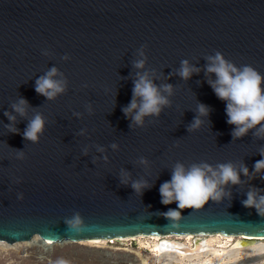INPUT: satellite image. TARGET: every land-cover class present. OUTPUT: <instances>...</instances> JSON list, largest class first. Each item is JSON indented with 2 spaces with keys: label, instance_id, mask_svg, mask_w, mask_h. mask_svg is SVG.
I'll return each mask as SVG.
<instances>
[{
  "label": "water",
  "instance_id": "95a60500",
  "mask_svg": "<svg viewBox=\"0 0 264 264\" xmlns=\"http://www.w3.org/2000/svg\"><path fill=\"white\" fill-rule=\"evenodd\" d=\"M217 53L264 76V0H0V241L216 231L264 237V220L240 203L249 187L264 189L258 177L241 175L220 205L183 210L178 234H166L168 221L159 215L176 208L163 206L158 191L176 164H243L251 174L264 151L255 129L231 136L225 102L208 84L215 76L205 73ZM182 61L199 73L181 79ZM52 68L65 91L47 100L34 89ZM144 73L169 104L136 125V111L125 117L122 109ZM163 85L172 86L170 96ZM21 98L28 104L23 117L12 109ZM201 104L207 116H199ZM37 114L44 128L33 143L23 132ZM195 118L201 124L189 131ZM141 181L149 185L142 195L131 187Z\"/></svg>",
  "mask_w": 264,
  "mask_h": 264
},
{
  "label": "clouds",
  "instance_id": "9594fccd",
  "mask_svg": "<svg viewBox=\"0 0 264 264\" xmlns=\"http://www.w3.org/2000/svg\"><path fill=\"white\" fill-rule=\"evenodd\" d=\"M143 53L141 52V56ZM208 64L205 67L206 75L212 74L215 80H208V84L215 96L225 102L226 123L233 127L231 136L234 140L244 137L250 130L255 129L253 135L264 139V76L249 65L237 68L226 61L220 53L214 57H208ZM137 69H143L144 60L137 61L134 65ZM193 73H199V69L181 62L178 75L183 80L189 79ZM58 75L57 69H50L44 76L38 78L35 83V92L53 100L57 95L65 91V82L54 79ZM162 91L169 96L172 94L171 85H163ZM139 99V104L137 100ZM168 99L161 95V89L152 82L147 73L138 74L133 82L132 99L129 105L122 109L125 117H128L134 110L136 114L131 117L136 125H142L145 116H158L163 107L168 106ZM28 107L27 101L21 98L12 105L14 112L21 117L25 116ZM209 109L205 105L198 106L199 116H207ZM4 115L11 122L15 117L5 112ZM201 124L199 118H195L189 131L198 128ZM259 126V127H257ZM44 119L41 115H35L28 123L23 132V139L36 143L39 134H42ZM10 132L16 133V129L9 127ZM115 149V145H112ZM19 155H22L20 153ZM261 159L253 165L251 174L247 166L241 164L238 168L232 163L219 164L215 168L203 163L191 165L189 168L176 164L171 171V178L163 182L159 187L160 203L167 207L175 204L176 208H168L159 215L168 221L166 234H178L181 229V221L185 209H192L199 212L206 204L212 202L215 205L222 204L225 200H231L232 193L229 186H239L243 182L241 175L249 181L257 177L264 181V151L260 152ZM141 163L145 161L141 160ZM126 183V180H122ZM131 187L137 194L143 193L149 185L145 182H133ZM246 198L241 200L242 207L252 209L257 216L264 220V189L249 187L245 193ZM235 223H242L233 221ZM80 224L77 217L70 223V228L76 230ZM255 227V226H254ZM264 231V229H259ZM202 235L195 239L191 235L186 239L190 244H183L176 240H163L161 235H148L141 237L151 241L149 251L157 257L159 264L160 257L175 259L178 264H264V241L257 240L254 243H246L245 234L227 232H198ZM184 234V233H183ZM245 249H251L245 251Z\"/></svg>",
  "mask_w": 264,
  "mask_h": 264
},
{
  "label": "rangeland",
  "instance_id": "374dc122",
  "mask_svg": "<svg viewBox=\"0 0 264 264\" xmlns=\"http://www.w3.org/2000/svg\"><path fill=\"white\" fill-rule=\"evenodd\" d=\"M191 236L195 239L200 235ZM141 237H131L132 239L126 237L123 238L127 239L126 241L108 242L105 245L99 246L90 244L88 241H80L79 243H53L43 247L40 245L41 243H36L38 242V238L33 242H27L25 244H13L14 246L0 241V264H138L141 259L145 260L148 264H157L158 258L152 255L149 247L143 246L145 244L150 246L151 241L141 239ZM163 237L174 240L179 239L184 244L191 243L185 240L184 235H165L161 236V239ZM111 240L109 239V241ZM103 246L106 248H98ZM114 248H128L138 252L140 255L139 257H135L131 253L120 250L116 251ZM250 250L245 249V251ZM159 264H178V261L169 259L168 257H160Z\"/></svg>",
  "mask_w": 264,
  "mask_h": 264
},
{
  "label": "bare ground",
  "instance_id": "6f19581e",
  "mask_svg": "<svg viewBox=\"0 0 264 264\" xmlns=\"http://www.w3.org/2000/svg\"><path fill=\"white\" fill-rule=\"evenodd\" d=\"M166 236H170V235H166ZM187 236H189V234H187V235H184V237H185V240L186 241H188L187 239H186V237ZM138 238H140L141 236H137ZM146 237V236H145ZM36 238H38L39 239V237H37V236H34L30 241H27V242H33ZM37 239V241L38 242H36V243H38V244H40L41 246H43V247H45V246H49V245H51V244H53V243H44L42 240H38ZM128 239H132L131 237H128ZM163 240H174V239H167V237H163L162 238ZM127 239H123V238H116V239H112L111 241H109V240H105V239H90V240H83V241H81V242H84V241H88L90 244H95V245H105V244H107L108 242L109 243H114L115 241H117V242H123V241H126ZM244 240H245V242L246 243H254V242H256L257 240H255V239H253V240H249V239H247V237H244ZM27 242H16V243H14V245H18V244H25V243H27ZM64 242H68V241H64ZM80 241H78V242H75V243H79ZM180 242V241H179ZM188 242H191V241H188ZM42 243H43V245H42ZM69 243H71V242H69ZM124 244V243H123ZM184 244V243H183ZM11 245H13V244H11ZM13 245V246H14ZM151 246V245H150ZM149 246V247H150ZM98 248H106V247H98ZM109 248V247H108ZM107 248V249H108ZM111 249V248H110ZM114 250H116V251H124V252H128V253H131V254H133V255H135V257H139V253L138 252H135V251H133V250H131V249H128V248H114ZM129 263V262H128ZM133 264V263H132ZM138 264H148V263H146V261L145 260H139V263Z\"/></svg>",
  "mask_w": 264,
  "mask_h": 264
},
{
  "label": "snow or ice",
  "instance_id": "6c2138e0",
  "mask_svg": "<svg viewBox=\"0 0 264 264\" xmlns=\"http://www.w3.org/2000/svg\"><path fill=\"white\" fill-rule=\"evenodd\" d=\"M153 236H155V235H159V234H157V233H153L152 234ZM247 239H249V240H253V239H255V240H261V241H264V237H247Z\"/></svg>",
  "mask_w": 264,
  "mask_h": 264
}]
</instances>
